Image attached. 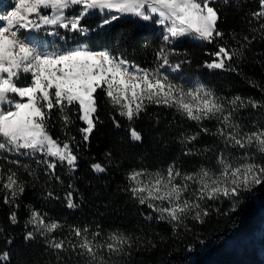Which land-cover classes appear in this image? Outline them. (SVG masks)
I'll use <instances>...</instances> for the list:
<instances>
[{
    "label": "snow or ice",
    "instance_id": "obj_1",
    "mask_svg": "<svg viewBox=\"0 0 264 264\" xmlns=\"http://www.w3.org/2000/svg\"><path fill=\"white\" fill-rule=\"evenodd\" d=\"M222 2L227 4L228 0ZM216 3L217 0H14L11 10L0 15V160L10 165L5 169L0 163V192L3 203L12 209V224L18 223L19 200L28 184L19 169L23 168L34 179L36 172L20 159L9 160L6 154L33 160L43 166L49 179L63 184L57 167L66 168L69 176L76 172V149L89 141L99 121V92L129 122L132 141H142L132 123L150 105L174 109L201 125L206 120L217 122L215 132L201 127V132L217 137L224 145L216 155L215 171L201 166L196 171L184 172L173 163L163 171L133 169L126 174L123 191L138 205L151 210L144 214L146 219L167 222L174 229L189 220L204 224L213 211L224 215L236 213L245 194L264 185V122L258 118L253 130H248L236 119L240 109H264V100L217 96L202 84L185 89L161 71L167 67L175 72L181 67L183 62L171 63L166 45L182 37L214 44L212 59L203 66L229 72H238L233 65L245 59L254 41H264V0H258V9L246 14L248 34L235 30L226 34L219 27L222 17ZM95 12L111 14L104 24L129 15L162 26L164 46L156 53L157 67L141 68L107 49L92 50L83 45L48 51L32 42L31 33L59 34L51 29L86 34L88 30L81 22ZM226 35L236 47L228 46ZM249 83L259 87L257 81L249 79ZM260 91L264 93V88ZM54 112L65 136L63 140L53 138L50 131ZM73 116L86 125L78 129L79 142L68 131L75 123ZM113 122L120 127L115 117ZM199 135L185 136L181 143L187 146ZM210 151L213 149L206 147L194 152L189 148L184 154ZM111 155L106 153L107 157ZM90 168L96 173L106 171L98 162ZM68 188L75 191L72 183ZM46 198L59 199L51 190L46 192ZM64 200L68 209L79 207L72 191L65 194ZM224 200L229 202V213L214 207ZM26 207L29 216L25 228L31 229L26 232L25 241L42 237L57 264H129L134 247L142 243L141 237L120 230L105 234L98 224L95 228L87 224L67 225V235L58 238L54 233L63 230L64 224L32 206ZM3 231L0 228V234ZM9 260V251H3L0 264H8Z\"/></svg>",
    "mask_w": 264,
    "mask_h": 264
},
{
    "label": "trees",
    "instance_id": "obj_2",
    "mask_svg": "<svg viewBox=\"0 0 264 264\" xmlns=\"http://www.w3.org/2000/svg\"><path fill=\"white\" fill-rule=\"evenodd\" d=\"M214 6L220 10L222 19L219 27L226 34L232 30L248 34L246 14L257 10L259 5L258 0H228L227 4L217 0ZM81 23L88 31L84 36L75 34L77 40L72 42L71 36L66 35L70 46L86 44L92 50L107 49L141 68L157 67L156 53L164 46L161 28L141 25L138 19L130 17L103 24L100 14H91ZM225 42L229 47H236L227 35ZM166 47L171 52L173 65L183 63L178 74L167 67L161 71L185 89L202 84L217 96L231 98L239 95L264 100V93L260 91L264 88V41H254L246 51L245 59L233 65L238 72L209 70L203 66L205 61L212 59L210 53L216 50L214 44L182 37ZM249 79L259 82V87H254ZM98 103L97 127L89 141L80 143L76 149L79 157L76 172L69 176L66 168L57 167L56 173L61 176L63 184L49 179L43 166L36 165L33 160L6 154L9 160L20 159L36 172L34 179L23 168L19 169L21 178L28 184L19 200L18 223L10 222L12 209L3 203V192H0V228L4 229L0 234V254L9 251L8 264H57L55 255L46 247L42 237L25 241V234L31 229V226L25 228L29 216L26 206L47 213L49 219L64 224L63 230L54 233L58 238L67 235V225L83 227L85 224L93 228L98 224L105 234L120 230L141 237L142 243L134 247L129 264H264V185L246 193L236 213H229V202L224 200L214 207L218 206L223 213L229 214L213 211L205 218L204 224L189 220L175 229L167 222L146 219L144 214L151 210L138 205L123 191L127 185L126 174L133 169L156 172L175 163L184 172L196 171L201 166L215 171L216 155L224 145L217 137L201 132V127L215 132V120L203 121L201 125L174 109L150 105L132 123V127L141 133L142 141H132L129 122L111 108L102 92H99ZM55 117L54 112L51 134L53 138L63 140L65 136ZM113 117L120 123L119 128L115 126ZM258 118L264 122V109L249 107L236 113V119L248 130H253ZM73 119L75 123L68 131L79 142L81 134L78 129L86 125L75 116ZM195 133H200L195 141L187 146L181 143L185 136ZM206 147L213 151L184 154L189 148L196 152ZM109 152L111 157L106 156ZM97 162L106 167L104 173H96L90 168ZM0 163L5 169L10 166L4 160ZM11 167L15 169L16 166ZM69 183L74 185L75 191L68 188ZM48 190L59 199H47ZM69 191L73 192L74 202L79 204L76 209L66 207L64 196ZM9 239L11 244L7 243Z\"/></svg>",
    "mask_w": 264,
    "mask_h": 264
},
{
    "label": "rangeland",
    "instance_id": "obj_3",
    "mask_svg": "<svg viewBox=\"0 0 264 264\" xmlns=\"http://www.w3.org/2000/svg\"><path fill=\"white\" fill-rule=\"evenodd\" d=\"M13 5H14V0H0V15H4L8 11H10ZM93 14H100L103 17V21L106 18H108V16L111 15V14H101L99 12H95ZM124 17H130L132 19H138L136 17L129 16V15L121 16L120 19H123ZM138 23L141 25H147V26H152V27L156 26V27H159L163 30L162 26L154 24L150 21L146 22V21H142V20L138 19ZM50 31H56L59 34L58 35H50V34H48V32H45V31H41L39 33H31L30 35L32 37V42L37 47L41 48V50H48V51L64 50V49L75 48L77 46L86 45V44H78V45H74V46L69 45V43L72 42L73 40H77V36H75V34H79V33L67 32L64 29H51ZM66 35L71 36V39H70L71 41L69 43L66 41L67 40ZM84 35L85 34H83V36ZM189 38H191V37H189ZM191 39L194 41H197L193 38H191ZM197 42H200V41H197ZM200 43H202V42H200ZM173 73L178 74V70L173 72Z\"/></svg>",
    "mask_w": 264,
    "mask_h": 264
}]
</instances>
